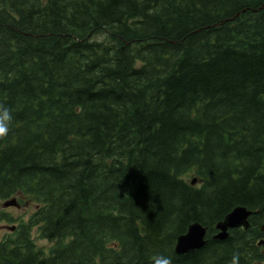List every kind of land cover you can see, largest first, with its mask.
Masks as SVG:
<instances>
[{
    "label": "trees",
    "instance_id": "1",
    "mask_svg": "<svg viewBox=\"0 0 264 264\" xmlns=\"http://www.w3.org/2000/svg\"><path fill=\"white\" fill-rule=\"evenodd\" d=\"M0 106V264H264V0H0Z\"/></svg>",
    "mask_w": 264,
    "mask_h": 264
},
{
    "label": "water",
    "instance_id": "2",
    "mask_svg": "<svg viewBox=\"0 0 264 264\" xmlns=\"http://www.w3.org/2000/svg\"><path fill=\"white\" fill-rule=\"evenodd\" d=\"M194 181L195 179L192 180V183ZM7 205H17L15 198L9 199L3 203V206ZM251 213L252 210L245 206L237 205L233 207L221 220L216 222V233L213 235V238H227L232 228L243 226L244 229H247L249 226L248 217ZM11 229H13V227H11ZM206 230V226L200 222L196 221L189 224L185 232L178 234L176 237L174 252L176 254H185L202 247L207 241L204 238ZM260 230L264 231V223L260 225ZM257 244L264 245V238L259 239Z\"/></svg>",
    "mask_w": 264,
    "mask_h": 264
},
{
    "label": "rangeland",
    "instance_id": "3",
    "mask_svg": "<svg viewBox=\"0 0 264 264\" xmlns=\"http://www.w3.org/2000/svg\"><path fill=\"white\" fill-rule=\"evenodd\" d=\"M16 196L17 205H11L8 207H3L2 203L5 199L0 198V211H6L16 219V221L9 222L2 220L0 222V237H4L9 230V225H16L20 218L26 220L27 217L35 210V204L25 196ZM32 237L35 242V246L37 250L43 255H47L49 253V249L53 246V241L48 240L46 238H42L39 236V232L37 228L32 229Z\"/></svg>",
    "mask_w": 264,
    "mask_h": 264
},
{
    "label": "clouds",
    "instance_id": "4",
    "mask_svg": "<svg viewBox=\"0 0 264 264\" xmlns=\"http://www.w3.org/2000/svg\"><path fill=\"white\" fill-rule=\"evenodd\" d=\"M11 120L12 116L10 110L6 107L0 106V138L7 136ZM238 262L239 257L234 255L231 264H238ZM154 264H171V261L167 257L158 256L154 259Z\"/></svg>",
    "mask_w": 264,
    "mask_h": 264
},
{
    "label": "bare ground",
    "instance_id": "5",
    "mask_svg": "<svg viewBox=\"0 0 264 264\" xmlns=\"http://www.w3.org/2000/svg\"><path fill=\"white\" fill-rule=\"evenodd\" d=\"M250 217V216H249ZM236 229V228H235ZM238 229H240V228H238ZM231 231V230H230ZM205 246V245H204ZM203 249V248H202Z\"/></svg>",
    "mask_w": 264,
    "mask_h": 264
}]
</instances>
